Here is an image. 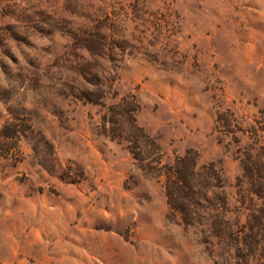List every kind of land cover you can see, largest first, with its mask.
<instances>
[{
	"label": "rangeland",
	"instance_id": "1",
	"mask_svg": "<svg viewBox=\"0 0 264 264\" xmlns=\"http://www.w3.org/2000/svg\"><path fill=\"white\" fill-rule=\"evenodd\" d=\"M132 108L196 154L191 224L109 134ZM261 111L264 0H0V264H257Z\"/></svg>",
	"mask_w": 264,
	"mask_h": 264
},
{
	"label": "trees",
	"instance_id": "2",
	"mask_svg": "<svg viewBox=\"0 0 264 264\" xmlns=\"http://www.w3.org/2000/svg\"><path fill=\"white\" fill-rule=\"evenodd\" d=\"M117 107L120 108V104ZM134 110L132 108L128 112L112 113L118 116V120L111 121V127L115 129H109V134L121 137L128 143V152L142 172L164 179L163 189L168 211L179 212L183 223L191 224L192 210L190 209L194 208L195 204L192 205V203H195L199 190L197 183L200 174L195 170L197 156L193 151H186L183 155L175 157L172 164L161 165L159 146L137 126L132 115ZM260 116H264V111L259 112ZM252 164L249 156L241 161L242 175L249 182L252 194L261 202V205L252 210L243 226L241 241L243 245L257 250L261 233H264V170L256 167L258 164L251 166ZM201 171L209 172L208 174L214 173L211 165L202 167ZM209 185V182H205L203 188ZM203 197L205 198L204 195ZM259 251L257 264H264V247H260Z\"/></svg>",
	"mask_w": 264,
	"mask_h": 264
}]
</instances>
